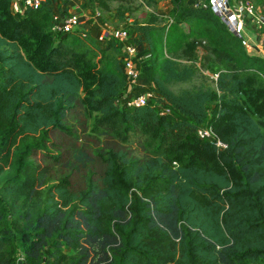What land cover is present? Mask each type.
Segmentation results:
<instances>
[{
	"label": "trees",
	"instance_id": "obj_1",
	"mask_svg": "<svg viewBox=\"0 0 264 264\" xmlns=\"http://www.w3.org/2000/svg\"><path fill=\"white\" fill-rule=\"evenodd\" d=\"M169 1L166 19L132 24L137 83L152 88L129 108L122 45L54 32L69 0L15 13L0 0V264H264V56L194 0ZM205 72L213 86L172 91ZM77 107L142 157L110 150L81 187L54 177L35 156H53L48 133Z\"/></svg>",
	"mask_w": 264,
	"mask_h": 264
},
{
	"label": "rangeland",
	"instance_id": "obj_2",
	"mask_svg": "<svg viewBox=\"0 0 264 264\" xmlns=\"http://www.w3.org/2000/svg\"><path fill=\"white\" fill-rule=\"evenodd\" d=\"M78 1H80V7L83 10L91 9L90 14L93 17L100 12L101 16L99 18L113 33L111 38H114L117 32L126 30L128 40L134 21L144 23L153 14L161 19H166L171 9L169 0H103L108 4L110 12L99 10L101 8L98 6V0ZM248 2L253 7H258L264 11V0H250ZM118 8L125 13L123 19L116 17ZM201 55V52L198 53L199 57ZM140 63L142 66L143 60ZM207 75L209 76V74ZM202 83L213 86L210 77L206 78L198 75L191 83L177 84L172 86L171 89L174 93H178L182 89H188ZM132 93L134 92L131 91L129 94ZM96 118V114H91L81 109V107L72 110L64 120V127L67 128V132L50 130L48 133L49 143L47 149L53 156L48 159L47 156L38 153L35 160L41 164H51L54 177L70 176L71 182L76 187H81L83 177L90 174L88 170H93L97 176L101 174L103 160L100 155L105 157V154L110 150H120L134 158L142 157L141 151L137 148L122 146L111 136L107 137L102 128H96ZM57 156L59 161L53 162V158ZM87 168H90L87 170L88 172L86 171Z\"/></svg>",
	"mask_w": 264,
	"mask_h": 264
},
{
	"label": "built area",
	"instance_id": "obj_3",
	"mask_svg": "<svg viewBox=\"0 0 264 264\" xmlns=\"http://www.w3.org/2000/svg\"><path fill=\"white\" fill-rule=\"evenodd\" d=\"M43 0H22L23 8H36L40 6ZM194 8L211 10L233 36L237 37L246 52L253 49L254 38L252 34L257 31L259 36L264 38V11L253 7L249 2L242 0H194ZM79 19L74 13L61 16L56 19L53 25L54 32L58 34H68L79 29ZM114 40L122 45V69L126 77L129 88L134 90L137 86L139 72L136 66L137 48L128 41L126 30L119 31L114 35ZM112 40V39H111ZM256 50V49H255ZM256 52H258L256 50ZM208 76L207 72L203 73ZM209 77L215 81L217 75L209 74ZM131 89V91H132ZM149 95L133 94L125 101V106L139 107L144 106L148 101ZM196 136L199 140L214 141L218 150L226 149V145L218 140L210 127L199 128L196 130Z\"/></svg>",
	"mask_w": 264,
	"mask_h": 264
},
{
	"label": "crops",
	"instance_id": "obj_4",
	"mask_svg": "<svg viewBox=\"0 0 264 264\" xmlns=\"http://www.w3.org/2000/svg\"><path fill=\"white\" fill-rule=\"evenodd\" d=\"M22 0H13L12 3V11L21 12L23 10ZM69 13H74L78 16L80 21L79 23V30L89 32L97 41L107 42L111 40L112 32L109 31L108 26L103 23L101 16L97 13L94 17L90 14L91 9L83 10L80 7V1L78 0H69L68 3ZM53 10L56 15V19L61 18L64 14H58L56 5L53 6ZM254 38V44L252 45L253 49L248 51L247 54L250 56H264V50L262 46L263 37L259 36V33L254 32L252 34ZM258 52H256V50ZM138 86L135 88V93L139 95H150L152 85L147 82L145 79H140L137 84Z\"/></svg>",
	"mask_w": 264,
	"mask_h": 264
}]
</instances>
